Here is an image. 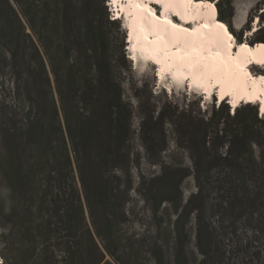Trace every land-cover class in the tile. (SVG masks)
Segmentation results:
<instances>
[{
	"label": "trees",
	"instance_id": "obj_1",
	"mask_svg": "<svg viewBox=\"0 0 264 264\" xmlns=\"http://www.w3.org/2000/svg\"><path fill=\"white\" fill-rule=\"evenodd\" d=\"M63 1L61 9V0L54 8L49 0H0V84L10 77L25 110L24 121L1 130L0 178L20 236L14 264H251L238 255L242 244L228 228L247 209L264 212V133L255 128H264V117L249 102L230 114L221 101L207 120L188 118L197 189L182 203L179 187L190 174L185 167L164 165L148 178L144 199L154 212L170 204L176 217L168 227L173 253L166 258V244L153 241L148 246L157 258L151 252L153 263L147 262L144 240L123 230L131 213L134 131L110 37L89 1ZM217 12L229 22L220 5ZM248 110L251 119L241 118ZM159 124L149 119L140 130L152 163L164 150ZM211 167L219 170L208 180ZM211 189L221 213L215 224L205 218V207L192 206ZM191 214L200 255L195 261L186 251ZM249 223L264 229V215ZM260 250L264 264V240Z\"/></svg>",
	"mask_w": 264,
	"mask_h": 264
},
{
	"label": "rangeland",
	"instance_id": "obj_2",
	"mask_svg": "<svg viewBox=\"0 0 264 264\" xmlns=\"http://www.w3.org/2000/svg\"><path fill=\"white\" fill-rule=\"evenodd\" d=\"M60 0H49V7L54 8ZM97 10L99 18L103 21V25L107 30L113 51L117 59V75L121 81L123 99L129 103L132 109V129L133 137L131 141V163L130 174L133 181V187L130 192V201L128 208L130 209V220L123 225L125 235L136 236L144 240L141 248V255L147 262L153 263L151 252L157 258V251L153 250L148 244L153 241L163 242L165 245L166 258L173 253V237L168 231L172 228V223L176 217L174 208L163 203L162 207L154 212L149 202L144 199V193L147 191L145 186L148 178L155 174H159L164 165H173L177 167H185L190 174L185 177L180 184L181 201L185 203L191 194L196 192V184L193 176V161L191 151L188 146L189 129L191 123L188 118L193 121L201 119L207 120L213 109H217L220 104L216 95L210 100L202 98L201 94H194L186 90L188 81L182 83L183 91L177 93L172 91L173 86L177 84L176 80L170 79L168 74L158 77L157 67L149 63L141 53L137 52V65L132 63L130 54V41L126 35L125 20L123 17L116 18L111 21V8L107 0H86ZM214 3L218 10V5L222 9V13L227 16V23L230 32L234 35L235 44L238 47L240 42H247L250 45L264 38V0H208ZM198 2V1H197ZM202 3L207 0L199 1ZM61 9L64 1L61 0ZM105 5V9L104 6ZM115 13V12H114ZM229 16V17H228ZM108 17L109 21L105 18ZM217 18L220 19L219 16ZM180 18H173V21L179 22ZM224 21V20H223ZM192 25V24H189ZM260 29L259 31H257ZM122 44L124 46L122 47ZM235 46V45H234ZM234 49H236L234 47ZM49 68V67H48ZM249 69L253 74L264 73L263 65H249ZM3 84H0V145L1 130L4 125H18L20 121H24L21 116L24 108L16 102L15 90L10 83V77L4 76ZM186 82V83H185ZM227 104V111L232 113L227 100H223ZM246 102H240L238 108ZM248 103V102H247ZM250 105L256 107L258 116V106L256 103L249 102ZM225 114L223 112L222 116ZM251 112L248 110L243 117L248 120ZM155 121L159 119L160 124L156 127L159 137H164V150L159 154V160L152 163L149 159L146 149L144 148L140 130L143 121ZM151 126V124L149 125ZM262 133L264 128L255 125ZM255 155L258 154V148L253 144ZM226 146L220 147V152H225ZM27 153V152H26ZM25 153V154H26ZM158 155L154 157V160ZM153 160V159H152ZM206 168V166H205ZM218 167H211L207 170L208 180L214 179ZM144 182V184H143ZM18 195V194H17ZM20 196V195H19ZM21 198V196H20ZM219 198L216 190H209L205 194V198L197 197L192 200V206L195 208L205 207L204 216L211 222H216L218 216ZM10 191L6 183L0 178V263L14 264L17 255V247L19 246L20 236L17 234L18 221L10 216ZM229 215V214H228ZM226 218L230 221V217ZM264 212L256 209H247L240 217L236 219L234 224H229V231L233 232L234 240L242 244L239 248L238 255L246 256L251 264L262 263L263 253L260 246L264 240V229L250 224L249 221L259 218ZM248 219V220H247ZM212 223V224H215ZM218 224V223H217ZM187 242L186 251L190 260H199L200 255L196 247V220L194 214H191L186 221ZM259 229L258 232L255 231ZM255 229V230H254ZM220 228H216L215 233L218 235ZM242 241V243H241ZM165 258V259H166ZM166 264V263H164ZM237 264H240L239 262Z\"/></svg>",
	"mask_w": 264,
	"mask_h": 264
},
{
	"label": "bare ground",
	"instance_id": "obj_3",
	"mask_svg": "<svg viewBox=\"0 0 264 264\" xmlns=\"http://www.w3.org/2000/svg\"><path fill=\"white\" fill-rule=\"evenodd\" d=\"M199 1L202 0H192L191 3L176 0H111L115 16L125 20L132 63L137 65L136 54L141 53L148 58L149 63L157 67L159 78L166 73L170 79L176 80L177 84L172 91L181 93L182 83L186 80V90L201 94L205 100H210L215 92L218 101L229 99L232 111L238 107L240 101L256 103L259 114L264 116V73L253 74L249 69L253 61L258 64L264 62V42L257 41L252 45L240 42L234 49V35L228 25L217 18L219 15L214 3L208 0L205 3ZM152 3L155 5H151ZM177 16L181 21H173V17L175 19ZM165 19L181 28L189 29L190 33L192 29H197V32L182 34L178 43L169 40L167 36L161 41L160 36L163 33L157 28L163 26ZM218 36L223 37L220 43L216 42ZM185 39L201 49L203 56H207L209 51L213 54L219 53L217 63L228 74V83L221 86L215 80L189 78V69L180 68L175 59L178 48L185 53L191 52V48L185 47ZM241 45L245 47L242 48Z\"/></svg>",
	"mask_w": 264,
	"mask_h": 264
},
{
	"label": "snow or ice",
	"instance_id": "obj_4",
	"mask_svg": "<svg viewBox=\"0 0 264 264\" xmlns=\"http://www.w3.org/2000/svg\"><path fill=\"white\" fill-rule=\"evenodd\" d=\"M133 2H135V0H133ZM176 2L191 3L192 0H176ZM204 27L207 26L205 25ZM157 30L160 33H163V35L160 36L161 41H164L165 36H167L169 40L177 43L180 42L182 34H192L197 32V29H192L190 33L189 29L181 28L167 19L163 22V26H158ZM145 39H147V37H145ZM222 39L223 37L218 36L216 37V42L220 43ZM184 44L186 48H191V52L185 53L183 49L178 48L175 59L180 68L187 67L189 69L191 73L189 78L193 80L207 78L209 81H217L221 86L228 83V74L225 73L222 70L221 65L217 63L219 53L213 54L209 51L207 56H203L201 55L202 50L193 46L186 39L184 40ZM241 47L244 48L245 45H241ZM157 63H159V61H157Z\"/></svg>",
	"mask_w": 264,
	"mask_h": 264
}]
</instances>
